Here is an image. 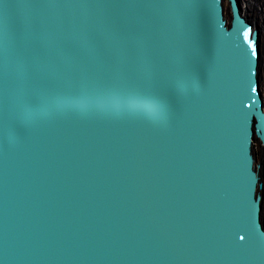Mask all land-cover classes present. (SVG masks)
Here are the masks:
<instances>
[{"label": "water", "instance_id": "95a60500", "mask_svg": "<svg viewBox=\"0 0 264 264\" xmlns=\"http://www.w3.org/2000/svg\"><path fill=\"white\" fill-rule=\"evenodd\" d=\"M227 2L0 0V264H264L260 33Z\"/></svg>", "mask_w": 264, "mask_h": 264}, {"label": "bare ground", "instance_id": "6f19581e", "mask_svg": "<svg viewBox=\"0 0 264 264\" xmlns=\"http://www.w3.org/2000/svg\"><path fill=\"white\" fill-rule=\"evenodd\" d=\"M239 3H240L241 14L245 16L248 15V19H250L249 22H251V24H254V23L257 24L259 33L261 32L260 34L262 35V36L260 35V39H259V53H260L261 65L259 64L260 66H259V79L258 80H259V89L264 99V0H239ZM225 4H227L226 9H228L229 8L228 2ZM254 143L255 145H253V151H254L253 153H255L256 155L254 156L255 165L258 166V170H259L263 164L262 163L263 162V148L259 141L255 140ZM261 172L263 175L264 169L263 171L259 170L260 177H261ZM260 193L261 195L264 194V187Z\"/></svg>", "mask_w": 264, "mask_h": 264}, {"label": "rangeland", "instance_id": "374dc122", "mask_svg": "<svg viewBox=\"0 0 264 264\" xmlns=\"http://www.w3.org/2000/svg\"><path fill=\"white\" fill-rule=\"evenodd\" d=\"M225 1V3H227L226 1L227 0H224ZM224 3V8H225V15H226V18L227 19H230V11H229V8L228 9H226V7H227V4H225ZM261 33V32H260ZM261 35V34H260ZM262 36V35H261ZM260 65H261V63H260ZM263 96V95H262ZM263 101H264V99H263ZM264 103V102H263ZM253 145H255V143L253 144ZM254 152V151H253ZM254 156H256L255 155V153H254ZM263 163V162H262ZM263 169H264V166H263V164H262V166H261V168L259 169L260 171H263ZM261 182L263 183L264 182V176L262 175V172H261ZM263 187H264V183H263ZM261 220H262V224H263V226H264V194H262V210H261Z\"/></svg>", "mask_w": 264, "mask_h": 264}, {"label": "flooded vegetation", "instance_id": "af4514ba", "mask_svg": "<svg viewBox=\"0 0 264 264\" xmlns=\"http://www.w3.org/2000/svg\"><path fill=\"white\" fill-rule=\"evenodd\" d=\"M243 16L246 17L248 21L250 20V19H248V15L247 16L243 15Z\"/></svg>", "mask_w": 264, "mask_h": 264}, {"label": "snow or ice", "instance_id": "6c2138e0", "mask_svg": "<svg viewBox=\"0 0 264 264\" xmlns=\"http://www.w3.org/2000/svg\"><path fill=\"white\" fill-rule=\"evenodd\" d=\"M245 35H247V33H245Z\"/></svg>", "mask_w": 264, "mask_h": 264}]
</instances>
